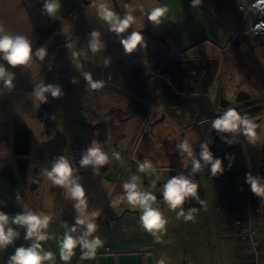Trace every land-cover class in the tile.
Masks as SVG:
<instances>
[{
	"label": "crops",
	"instance_id": "0c3cea01",
	"mask_svg": "<svg viewBox=\"0 0 264 264\" xmlns=\"http://www.w3.org/2000/svg\"><path fill=\"white\" fill-rule=\"evenodd\" d=\"M131 1H106L121 18L129 6L135 17V23L128 28L127 33H116L107 22L99 18L93 0H58L60 7L55 17L45 12L46 0H0V26L4 28V33L0 34L22 35L29 41L32 50V59L27 65L12 67L0 59V65H3L6 73L12 74L13 85L7 88L0 81V169L11 157L12 128L16 119L22 120L33 131L36 147L41 140L49 139L56 131L63 133L67 139L64 150L67 160L76 145L87 148L98 145L108 156V163L103 166L72 167L73 178L85 190L87 211L100 212L95 218L98 229L93 236H99L104 243L121 239L123 247L111 249L106 246L102 251L98 247L94 258L82 260V249L77 245L67 264H97V257L101 254L139 251L144 256H151L154 264L165 256V264H180L181 261L177 262L171 257L175 238L165 210L161 212L167 221L164 229L154 235H140L138 232H142L143 228L140 209L124 207L121 203L115 208L110 206L118 197L120 178L112 182L105 175L110 171L119 173L124 167H130V162L134 167V163L139 164L148 159L154 171L147 170L144 173L155 175L156 178H148L146 175L147 179L161 181L166 177L184 176L189 180L196 173L193 171V160L199 161L207 144L221 137V131L215 135L213 133L214 120L209 121L212 131L209 135L212 137L208 136V141L205 138L202 142L191 126L192 119L172 120L169 113L174 110L172 105L187 100L185 107H196L201 117H204L206 112L201 105L206 89H211L210 83L206 84V78L210 76L211 82L213 73L222 77L223 64L225 69L230 53L236 50H230L226 57L224 53L225 61L221 59V48L216 45L215 38H210L207 31L202 33L201 29H196L190 22L189 27L183 25L174 16L172 11L178 6L177 3L171 4L165 0ZM162 5H167L169 11L159 24H155L148 19V13ZM133 31L142 36V42L135 50L127 52L121 41L127 39ZM93 32L98 33L96 40L100 45L96 51L90 47ZM226 35L227 32L221 35L222 46ZM216 38L219 39L218 33ZM247 42L245 37L243 43ZM41 48L46 53L42 59L36 55ZM73 52L76 53L75 57ZM240 55L245 57L248 53ZM237 60L233 59L234 64ZM243 66L245 64L240 65ZM236 69L235 65L233 72ZM86 75L99 87L93 88L85 78ZM41 85L59 88V94L54 97L51 92H44V99L40 100L35 93ZM252 90L243 91L253 97L264 91ZM210 96L211 102H214L215 97L213 94ZM194 114L197 115L196 112ZM263 118L264 112H260L249 119L257 124ZM39 132L43 135L38 137ZM236 132V139L239 140L244 133L243 125ZM181 143L190 146L191 157L178 147ZM145 144L153 147L148 149L145 146L142 149ZM114 152L120 154L119 160L114 157ZM257 158V163L247 170V179L249 175L253 179L264 177V140L258 147ZM37 164L45 178L44 171H50L54 163L38 161ZM40 166H44L43 170ZM44 181L46 190L42 206L37 209L28 183L21 185L23 194L18 196L0 176V211L13 216L27 208L51 215L52 222L47 232L52 238L41 242V246L44 251L55 254L54 264H65L60 259L59 241L64 232L75 225L78 213L73 207L74 202L66 198L64 189L54 186L47 178ZM248 191L254 197L249 182ZM127 209L131 212H125ZM135 210L138 216L134 214ZM64 223H67V229L63 227ZM204 225L200 229L197 227L199 238L203 241L201 233L205 230L203 235H210L211 243L212 237L215 238L213 234L217 224L205 221ZM10 226L19 232V237L6 249L0 250V264H9V257L17 247H28L32 243L24 239V228ZM70 235L73 238L82 236L83 226H77V231L70 232ZM156 237L160 238L159 242ZM118 241L116 244H120ZM227 241L234 245L231 254L234 264L237 246L233 240ZM209 248L210 251L205 250L208 264H214L215 247L212 249L211 243ZM193 249L197 250L198 247ZM44 264L52 262L45 261Z\"/></svg>",
	"mask_w": 264,
	"mask_h": 264
},
{
	"label": "clouds",
	"instance_id": "9594fccd",
	"mask_svg": "<svg viewBox=\"0 0 264 264\" xmlns=\"http://www.w3.org/2000/svg\"><path fill=\"white\" fill-rule=\"evenodd\" d=\"M193 5L198 4L199 0H192ZM60 5L58 0H46L44 5L45 12L55 17ZM97 15L99 18L110 25L111 30L116 33H123L133 23H135V17L131 14V8L121 18L108 3H100L97 6ZM169 9L167 5H162L153 8L148 13V19L159 24L161 19L165 17ZM259 27V25L257 26ZM0 33H4L3 26H0ZM93 40L90 47L93 51H96L100 45L96 40L98 33H92ZM142 42V36L133 31L132 34L125 40L121 41L124 49L127 52H132L136 49L137 45ZM43 48L39 49L36 55L39 58H43L45 55ZM76 53L73 52L75 57ZM0 59L5 60L10 66L17 67L29 64L32 59V50L29 41L22 35H10L0 34ZM7 77V78H5ZM93 88L99 87L98 84L92 83L91 78L86 75L85 77ZM0 81H3L4 86L12 88V74L6 73L3 65H0ZM44 92H51L52 96L59 94V88H53L52 86L44 87L39 86L35 95L43 100ZM243 125V131L249 142L254 143L257 138L256 129L259 125L253 123L248 116H241L234 108H228L221 118L213 121V128L222 132H236L238 126ZM180 149L186 152L190 157L192 155L191 148L187 143H181L178 145ZM114 157L119 160L120 154L114 152ZM201 159L206 163H211V172L213 174L221 169V161L216 159L212 160V155L205 148L201 152ZM81 166H87L92 164L94 166H103L108 163V156L101 151L98 145H93L89 148L87 153L80 161ZM201 168L199 161L193 160V171H198ZM147 170H153L152 162L148 159H144L142 163L138 164L139 172H146ZM74 169L70 167L68 160L61 156L59 160L52 165L50 171L45 170L44 175L48 180L52 182L54 186L61 187L65 190L66 198L74 202L73 207L76 209L78 215L75 219V225L65 231L63 238L59 241L60 246V259L67 264L74 255V249L77 245L81 246L82 255L81 259H92L95 256L96 249L101 247L104 243L99 236H93L98 229V225L95 223V218L100 214L99 210L89 213L87 211V197L84 188L77 182V179L73 178ZM139 177L133 175L128 182L122 184L123 195L118 196L112 201V207L122 201H127L128 205L133 208L141 209L140 221L147 232H151L153 235L156 231L164 229L166 220L163 218L162 213L152 207L155 203L156 197L150 193L141 190L139 184ZM248 182L250 183L251 190L257 196L264 197V184H260L258 179H253L248 176ZM155 187V184L152 185ZM197 190V184L190 182L184 176L173 177L164 184L162 195L164 201L167 203L170 210H175L183 202L185 197L195 196ZM195 212V209L192 210ZM178 216L183 213H178ZM185 220L192 219V213L184 217ZM52 222V216L44 212H35L33 210L25 208L24 211L16 213L13 216H9L4 211H0V250L6 249L8 245L13 244L14 239L19 237V232L16 231L11 225H18L24 228V239L31 240L32 243L28 247L20 246L15 249L13 255L9 257V264H44L45 261L55 262V254L51 251H44L41 242L48 241L52 238L47 232L49 224ZM77 226H83V235L77 238H73L70 232L77 231ZM64 228H68L67 223L63 224ZM92 237L91 240L88 237ZM157 242L160 241L159 237H156ZM87 251H83V250ZM167 257L159 260L157 264H165Z\"/></svg>",
	"mask_w": 264,
	"mask_h": 264
},
{
	"label": "rangeland",
	"instance_id": "374dc122",
	"mask_svg": "<svg viewBox=\"0 0 264 264\" xmlns=\"http://www.w3.org/2000/svg\"><path fill=\"white\" fill-rule=\"evenodd\" d=\"M134 1L136 0H132L131 2L133 3ZM165 1H169L171 4L177 3L178 6L174 8L172 12L176 18L178 17L182 21L183 25L189 27L188 22H190V25L196 26V29H201V32L207 31L210 38H215L216 45L221 48L220 58L225 61L223 54H228V47L221 45V35L228 31L229 25L236 18V7L240 0H199V3L195 5H191L186 0L188 4L184 0ZM217 33L219 39L216 38ZM247 40L248 42L242 45L241 50L232 51L230 53L225 69H223L224 64L223 68H220L221 72L224 74L222 75L220 87L223 89V96L228 99H233L231 95L237 90H264V43L254 35L247 36ZM245 52L248 53L247 56L244 57L240 55L242 53L245 54ZM232 58H237L238 62L234 64ZM241 64H245V66L240 67ZM235 65L237 69L235 70L236 72H233ZM258 74L260 76L256 77ZM257 94L260 95L261 93L259 92ZM257 125H259V127L256 129L257 138L254 143L249 142L245 133H243L242 137L238 140L236 139L237 132L221 131V137H219V139L216 141L212 140L207 144V151L211 153L213 161L216 159L221 161L222 171L213 174L211 172V163L204 162L200 154L199 161L201 168L196 171L195 174H192V178L189 179L190 182L197 184L196 195L185 197L184 202L175 210H170L164 200L163 206L161 203L156 205V208L160 212L165 210L164 213L168 214L170 226L173 227L172 236L175 238L173 239L175 242L172 245L173 251L171 252V257L175 258L177 262L178 260L181 261L180 264H183V240L186 248L197 249L198 247L195 264H203V262H205L204 264L209 263L208 254L205 250L208 249L210 251L211 249L202 246V240L199 238L200 234L197 232V227L200 229L205 226V221L215 222V224L218 225L220 217L213 211L214 204L222 197H231L242 191L244 185L243 179L247 175V170L257 163L258 147L264 140V118L258 122ZM145 146L148 149L153 147H149L150 144H145L142 146V149H144L143 147ZM154 149L152 151H154ZM131 165L132 163L130 162V167H124L123 170H119V173H117L121 176L119 179L120 190L119 194H117L118 196L123 195L122 184L128 182L133 175L143 178L142 181L139 182L142 191L150 192L153 195L156 192L162 193L164 185L155 189L146 186L156 184L160 181L154 179L156 178L155 175L139 172L138 164L136 163H134V167ZM146 175L148 178H150V176L154 177V180L147 179L145 177ZM170 179L172 178L166 177L161 181ZM256 179H258L260 184H264V177H258ZM262 198L264 197L257 196L254 193V201H258V199ZM121 204H123L124 207L130 206L127 201H122ZM110 206H112V202ZM193 209H195V212H192ZM181 212L183 215L178 216L177 214ZM190 212L192 213V219L185 220L184 217L188 216ZM141 230L142 232H138L140 235H152L151 232L145 231L142 227ZM216 230L217 228L213 234L215 238L212 237L211 239L212 249L215 247L216 254V257L214 256V264H222V260L224 261L223 264H233L231 254L234 245L227 240L218 239L215 236ZM134 232L135 231L131 233ZM203 233H205V230L201 233V236H203L202 238L205 237ZM129 239H131V237H129ZM115 240L118 241L117 239ZM116 241L113 243H103L101 251L104 250L106 246L111 249H121V247H123L121 239L118 241L120 244H116ZM260 264H264V255Z\"/></svg>",
	"mask_w": 264,
	"mask_h": 264
},
{
	"label": "built area",
	"instance_id": "2783aa9c",
	"mask_svg": "<svg viewBox=\"0 0 264 264\" xmlns=\"http://www.w3.org/2000/svg\"><path fill=\"white\" fill-rule=\"evenodd\" d=\"M106 1L112 0H93V3L97 6ZM236 10L237 16L229 26V36L238 39L242 35H254L264 43V0H240ZM127 31L128 29L123 33ZM217 82L213 86L214 89L218 87ZM153 111L154 109L151 113ZM88 149L85 146L76 145L68 159L70 167L80 165ZM40 167L43 170L44 166ZM243 183L242 191L238 194L222 197L214 204L213 211L220 217L215 236L218 239L235 242L237 246L235 264H260L264 255V198L254 201L253 195L248 191L246 177ZM45 190L44 181L32 191L31 198L37 209L42 206ZM259 215H263V219H258ZM210 237V235L204 237L202 246L211 247ZM183 246V264H195L197 250L186 248L184 240ZM106 251H109V248H106Z\"/></svg>",
	"mask_w": 264,
	"mask_h": 264
},
{
	"label": "water",
	"instance_id": "95a60500",
	"mask_svg": "<svg viewBox=\"0 0 264 264\" xmlns=\"http://www.w3.org/2000/svg\"><path fill=\"white\" fill-rule=\"evenodd\" d=\"M192 3V0H186ZM114 79V76L112 77ZM177 90V89H176ZM178 92V91H177ZM242 94V93H240ZM239 94V95H240ZM206 99L201 105L202 110L206 112L204 117H201L196 107H185L186 101H182L177 105H172L174 110L170 112L169 116L172 120H177L178 118H190L192 119L191 126L196 130L199 138L204 139L206 127H210V120H216L221 118L227 111L228 106L231 104L223 96L219 99V108L221 112H211L209 111L207 102L211 104V96L209 91L205 94ZM250 97V96H249ZM239 102V98L236 99ZM251 102H247L250 105ZM190 106V105H189ZM240 106L233 107L237 110L238 114L243 118L255 114L257 112H264V103L257 106L248 108L247 110H239ZM194 112H198L195 116ZM163 118H161L162 120ZM255 123V122H253ZM206 125V126H205ZM238 128H242L239 125ZM13 137H12V147H11V157L8 159L0 169V176L6 181L10 188L18 195L22 196V184L28 183L29 189L34 191L37 187L43 184L44 176L38 166V161L56 163L61 156H64V150L67 147V139L63 133L56 131L49 139L41 140L37 147L34 146V133L33 131L20 119H16L13 123ZM218 130L214 129V135L217 134ZM43 135L42 132L38 133V137ZM117 173L110 171L105 177L106 179L114 182ZM168 181V180H167ZM167 181H159L152 185H146L151 189H155L167 183ZM156 197L155 203L152 204L153 208H156L158 203L164 204L163 195L161 192H156L154 194ZM264 208V204H263ZM157 209V208H156ZM125 212H131L129 209ZM124 214V213H123ZM134 214L138 216V211L135 210ZM258 219H263V215H259ZM97 264H154L151 256H144L139 252L135 253H121V254H101L97 257Z\"/></svg>",
	"mask_w": 264,
	"mask_h": 264
},
{
	"label": "flooded vegetation",
	"instance_id": "af4514ba",
	"mask_svg": "<svg viewBox=\"0 0 264 264\" xmlns=\"http://www.w3.org/2000/svg\"><path fill=\"white\" fill-rule=\"evenodd\" d=\"M226 36L227 37H226V40L223 42V46L228 47L227 52H229L230 50H236V51L240 50L242 48V45L244 44L243 43L244 38L249 36V35H242L238 39H233V38H231V36H229V28H228ZM226 56H227V53H225V57ZM215 74L216 73H213L212 78H211V82H209L210 76H207V78H206V84L209 85L208 83H210L211 89H212V91L214 93L211 92V89H209V88H207L206 91H205V94H206L207 91H209L210 95L213 94V96L215 97L214 102H211V104L209 102H207L209 111L214 112V113L221 112V109L219 108V102L218 101H219L220 97L223 96V93H221L222 89L220 87L221 86L222 77H221V75L216 76ZM217 80H218V82H217ZM216 82H217V86L218 87L216 89H214L213 86L216 84ZM240 93H242V94H240ZM204 96H206V95H204ZM231 96H232L233 99H228L225 96H223L227 101H229L231 103L228 106V108H233L235 106H240L239 110H247L248 108H251L253 106H257L259 104H263L264 103V91H262V93L259 96H257V97L254 96L253 97V96L247 94L243 90H237ZM237 98H239V102L238 103L236 102ZM205 99H206V97H204V100ZM249 101L251 102V104L247 105V102H249ZM152 109H154V108H152ZM258 113H260V112L252 114V115H250V117L252 118ZM210 126H211V124H210ZM209 133L212 134V131H210V127L207 126L206 127V131H205L204 139L201 140L202 142H204L206 140L205 138H207V141H208L209 137L210 138L212 137V135H209ZM41 165H43V164H41ZM87 166L88 167H94V165H87ZM77 167H81V164L78 165ZM116 178H120V176H117Z\"/></svg>",
	"mask_w": 264,
	"mask_h": 264
}]
</instances>
